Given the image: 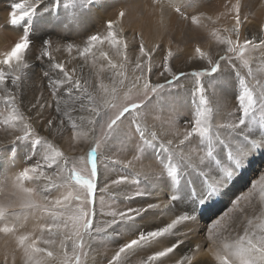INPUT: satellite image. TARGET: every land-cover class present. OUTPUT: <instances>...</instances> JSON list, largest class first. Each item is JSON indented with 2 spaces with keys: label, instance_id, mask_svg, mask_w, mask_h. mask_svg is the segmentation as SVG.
I'll list each match as a JSON object with an SVG mask.
<instances>
[{
  "label": "snow or ice",
  "instance_id": "6c2138e0",
  "mask_svg": "<svg viewBox=\"0 0 264 264\" xmlns=\"http://www.w3.org/2000/svg\"><path fill=\"white\" fill-rule=\"evenodd\" d=\"M95 5H10L3 27L19 34L0 51V264H264V172L208 213L264 155V20L245 0H153L156 39L134 34L130 54L128 9L69 42ZM37 76L51 102L25 103ZM188 93L194 119L182 125Z\"/></svg>",
  "mask_w": 264,
  "mask_h": 264
},
{
  "label": "rangeland",
  "instance_id": "374dc122",
  "mask_svg": "<svg viewBox=\"0 0 264 264\" xmlns=\"http://www.w3.org/2000/svg\"><path fill=\"white\" fill-rule=\"evenodd\" d=\"M112 1L113 0H109L107 3H105L106 9L104 11V10H101L100 8L102 0H96V5L90 14H86L85 16L77 15L80 21L78 20L72 25V31L69 34V42L75 41L76 43H80L82 40L86 39V34H91L97 30L104 31V25L106 24V21L108 19L115 18L118 10L128 9L129 14H130L129 19L132 22L131 24H125V28H126L125 36L129 42L130 54L132 52L133 47L138 43V41H135L133 39L134 34H139L142 32L144 35L145 41L148 44H151L154 40L151 38H148L147 35H148V31L151 32L152 30H154V22L149 21L148 19L136 22L135 18L136 16H140L144 10H147L146 16L150 17L151 20H153L154 15H149L151 8L154 7L153 0H147L146 2L147 7L143 6L144 5V2H143L142 6L138 9L133 7L136 4L135 0H122V2H120L119 8L109 6V4ZM16 2H19V0ZM245 2L249 4L251 6V10L256 13V16L254 17L255 21L259 22L263 20L262 18L259 17V15L264 14V8L261 7V5L264 4V0H245ZM179 3L182 7L187 8L189 10H191L192 7H201V8H209V9L221 8V10H223L222 6L223 4L227 3V0H195V3H194V0H179ZM8 4H9L8 0H0V18H2L5 15H9L11 8ZM130 5H131V8H130ZM135 12H138L137 15H134ZM62 15H64L63 12H62ZM142 26H144V28H142ZM3 31H7V30H5V28L3 27ZM255 31L256 29L252 27L250 28L248 33H244V34L247 35L249 33H255ZM8 32H13L15 33L16 37H18L19 32L16 33L15 30H9ZM151 33L154 34L155 31ZM174 35H176V37L179 38L177 36L179 35L178 33H174ZM167 40H168L167 34L161 38V43H163L165 47H167ZM0 51H2V49H0ZM136 52L138 53V48L136 49ZM192 52H194V50L191 47H189L187 51V55L188 56L193 55L194 53ZM60 55L67 56V53H61ZM75 62L80 63L79 58H77ZM155 62L157 64V67L159 68L163 62V53H159L156 56ZM255 67H258V64L254 65V68ZM86 72H87V68H85V73ZM157 76H158V73H155L153 75V79L155 80ZM238 93H239L238 79H235L234 87L231 88L229 91V98H230V101L233 107L237 105ZM41 96L49 99V102H51V96H50L47 81L41 80L37 76L34 78L32 87L26 90L24 101L25 103H28L29 100H31L32 102H35V100L37 98H40ZM191 101H192L191 94L190 93L185 94V97H184L185 115L181 121L182 125L184 124L185 121L194 119V104H192ZM0 110H2V105H0ZM45 114L46 116H49V117L56 115L55 112L51 108L46 109ZM0 138H3L2 134H0ZM66 147L67 146L65 145V148ZM83 151L84 152L87 151V146H83ZM261 156L264 157V155H260L259 153H257L255 157L252 158L251 163L250 165L247 166L246 170L242 174H240L238 178L235 180V182L230 187H228L227 190L221 195L218 202L215 204H212L209 207L208 213L211 215L212 219L218 218L220 215L223 214V212L227 211L228 208L231 206V204L234 202L235 198L243 194V192H245L251 186V183L254 182L256 179H258L261 172H264V159H262ZM251 164H253V166L254 165L257 166L258 169L254 168V170H252ZM249 172L250 173L252 172L250 174V177H248L249 175H246ZM159 194L162 195V193H158V195ZM156 222H159V221H155V223ZM208 223H209L208 220L203 221L201 223L202 228L205 227ZM148 226L151 227L152 223H149ZM201 239H203L202 235H201ZM18 264H19V261H18Z\"/></svg>",
  "mask_w": 264,
  "mask_h": 264
},
{
  "label": "bare ground",
  "instance_id": "6f19581e",
  "mask_svg": "<svg viewBox=\"0 0 264 264\" xmlns=\"http://www.w3.org/2000/svg\"><path fill=\"white\" fill-rule=\"evenodd\" d=\"M9 1V6L12 4V3H14V2H16V1H18V0H8ZM109 0H102V3H101V5H100V8H101V10H104L105 11V9H106V7H105V3H107ZM136 1V4L133 6L134 8H140L141 6H142V4H143V2H144V7H147L146 6V2H147V0H135ZM120 2H122V0H113L110 4H109V6H111V7H120ZM130 8H131V5H130ZM146 12H147V10H144L142 13H141V15H143V19L142 20H137L136 18V22H139V21H143V20H149V21H152V22H154V18H153V20H151V18L150 17H147L146 16ZM137 13L138 12H135V14L134 15H137ZM140 15V16H141ZM91 16V15H90ZM259 17L260 18H262L263 20H264V14H261V15H259ZM8 18H9V15H5V16H3L2 18H0L1 19V21H0V49H2V51L5 49V47H6V45L7 44H10V43H12V41L13 40H15L17 37H16V35H15V33H13V32H8L9 30H13L10 26L7 28V29H5V30H7V31H3V26L4 25H6L7 24V22H8ZM80 21V19L78 18V16L75 18V22L76 21ZM142 28H144V26H142ZM126 29V28H125ZM154 30H152L151 32H153ZM15 32L17 33V32H19V29H16L15 30ZM151 32H149L148 31V38H151V39H153V40H155L156 39V33H154V34H152ZM178 37H179V35H177ZM153 40H151V41H153ZM192 53H194V52H192ZM58 55V58L59 59H67V56H65V55H63V56H61L60 54H57ZM73 64H76V62L75 61H73ZM71 66V65H70ZM33 100H34V98H33ZM29 101H31V100H29ZM261 158L262 159H264V157H262L261 156ZM251 166H252V170H254V168L255 169H258L257 168V166H253V164H251ZM252 173V172H251ZM250 172L248 173V174H246V175H249L248 177H250V174H251ZM253 175V174H252ZM160 195V194H159ZM203 221H205V220H201L200 221V227L202 228V226H201V223L203 222ZM156 223H159V222H156Z\"/></svg>",
  "mask_w": 264,
  "mask_h": 264
}]
</instances>
